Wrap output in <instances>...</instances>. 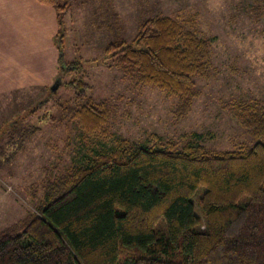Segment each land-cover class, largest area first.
Masks as SVG:
<instances>
[{
    "label": "trees",
    "instance_id": "1",
    "mask_svg": "<svg viewBox=\"0 0 264 264\" xmlns=\"http://www.w3.org/2000/svg\"><path fill=\"white\" fill-rule=\"evenodd\" d=\"M40 1L58 12L61 82L82 65L64 57L69 5ZM105 57L177 96L179 116L197 96L195 79L211 67L209 42L164 15L141 23L131 43L110 42ZM65 84L85 100L74 116L83 131L100 132L110 118L106 103L87 96L83 75ZM231 109L252 145L215 151L192 140L125 139L95 150L49 187L36 213L0 231V264H264V109ZM162 218L166 231L158 236Z\"/></svg>",
    "mask_w": 264,
    "mask_h": 264
},
{
    "label": "rangeland",
    "instance_id": "2",
    "mask_svg": "<svg viewBox=\"0 0 264 264\" xmlns=\"http://www.w3.org/2000/svg\"><path fill=\"white\" fill-rule=\"evenodd\" d=\"M60 1L69 5L64 57L82 65L56 90L51 87L60 65L50 86L0 98V231L36 213L49 187L72 166L121 140L179 146L192 140L215 151L255 142L231 108L244 103L264 109V0ZM155 15L180 20L209 42V75L195 79L197 96L183 116L177 113V96L142 84L105 57L110 42L131 43L141 23ZM81 75L90 86L87 96L110 111L94 135L74 117L85 100H77L65 84ZM165 228L162 218L158 236Z\"/></svg>",
    "mask_w": 264,
    "mask_h": 264
},
{
    "label": "crops",
    "instance_id": "3",
    "mask_svg": "<svg viewBox=\"0 0 264 264\" xmlns=\"http://www.w3.org/2000/svg\"><path fill=\"white\" fill-rule=\"evenodd\" d=\"M58 31L55 6L40 0H0V98L55 81Z\"/></svg>",
    "mask_w": 264,
    "mask_h": 264
},
{
    "label": "water",
    "instance_id": "4",
    "mask_svg": "<svg viewBox=\"0 0 264 264\" xmlns=\"http://www.w3.org/2000/svg\"><path fill=\"white\" fill-rule=\"evenodd\" d=\"M60 81L59 80H57L53 85H52V90H56L57 88H58V86L60 85Z\"/></svg>",
    "mask_w": 264,
    "mask_h": 264
}]
</instances>
